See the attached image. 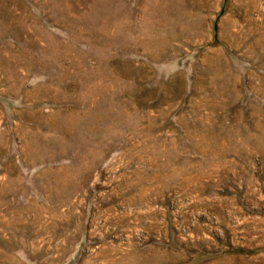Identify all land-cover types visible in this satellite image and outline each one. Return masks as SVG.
Returning <instances> with one entry per match:
<instances>
[{
	"label": "rangeland",
	"instance_id": "obj_1",
	"mask_svg": "<svg viewBox=\"0 0 264 264\" xmlns=\"http://www.w3.org/2000/svg\"><path fill=\"white\" fill-rule=\"evenodd\" d=\"M0 264H264V0H0Z\"/></svg>",
	"mask_w": 264,
	"mask_h": 264
},
{
	"label": "bare ground",
	"instance_id": "obj_2",
	"mask_svg": "<svg viewBox=\"0 0 264 264\" xmlns=\"http://www.w3.org/2000/svg\"><path fill=\"white\" fill-rule=\"evenodd\" d=\"M261 41H263V40H261Z\"/></svg>",
	"mask_w": 264,
	"mask_h": 264
}]
</instances>
